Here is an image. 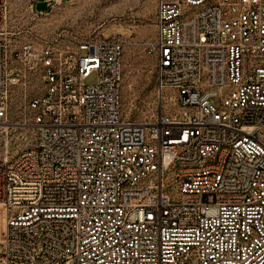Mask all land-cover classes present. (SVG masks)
Returning <instances> with one entry per match:
<instances>
[{"label": "built area", "instance_id": "built-area-1", "mask_svg": "<svg viewBox=\"0 0 264 264\" xmlns=\"http://www.w3.org/2000/svg\"><path fill=\"white\" fill-rule=\"evenodd\" d=\"M0 264H264V0H156L158 111L124 113L125 37L8 30Z\"/></svg>", "mask_w": 264, "mask_h": 264}, {"label": "rangeland", "instance_id": "rangeland-1", "mask_svg": "<svg viewBox=\"0 0 264 264\" xmlns=\"http://www.w3.org/2000/svg\"><path fill=\"white\" fill-rule=\"evenodd\" d=\"M8 30L34 35L62 34L66 41L87 37H125L122 99L124 113L134 121H149L158 111L156 60L147 51L155 36L156 0H8ZM46 2L42 6L40 3ZM22 109L12 102L8 129L0 128V161L29 146L32 127L21 120Z\"/></svg>", "mask_w": 264, "mask_h": 264}, {"label": "bare ground", "instance_id": "bare-ground-1", "mask_svg": "<svg viewBox=\"0 0 264 264\" xmlns=\"http://www.w3.org/2000/svg\"><path fill=\"white\" fill-rule=\"evenodd\" d=\"M1 123H3V124H9V123L6 122V121L1 122ZM0 128H1V129H8V128H10V126H9V125H0Z\"/></svg>", "mask_w": 264, "mask_h": 264}, {"label": "water", "instance_id": "water-1", "mask_svg": "<svg viewBox=\"0 0 264 264\" xmlns=\"http://www.w3.org/2000/svg\"><path fill=\"white\" fill-rule=\"evenodd\" d=\"M46 2H43V3H40L38 6H42V5H44Z\"/></svg>", "mask_w": 264, "mask_h": 264}]
</instances>
